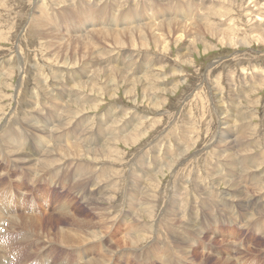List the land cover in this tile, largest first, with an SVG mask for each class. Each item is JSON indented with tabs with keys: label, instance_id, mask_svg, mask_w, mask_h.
<instances>
[{
	"label": "rangeland",
	"instance_id": "rangeland-1",
	"mask_svg": "<svg viewBox=\"0 0 264 264\" xmlns=\"http://www.w3.org/2000/svg\"><path fill=\"white\" fill-rule=\"evenodd\" d=\"M116 2H118L116 5L120 7H118L119 11H115L116 6L108 18L104 11H112L111 5ZM177 2L182 6L189 4V8L181 9V12L174 10V12L173 8L163 6L178 5ZM155 9L156 14L163 17L173 12L175 14L172 15L179 13L176 19L182 11L189 10V17L191 19L192 16L193 19L191 24L200 23L196 29L192 30L189 21L183 20V24L182 22V25L179 24L180 30L175 25L170 34L166 32L161 35V31L157 32L160 36L158 42L148 35L145 36L143 44L137 38L133 43L125 44L104 42L109 55L100 60V64L110 63L109 65L119 66L125 69L126 73H130L136 68H145L152 63L149 65L146 79L142 82L123 83L119 82L115 76L110 78L103 76L102 72L113 70L96 68L98 45L92 44V47L82 49L73 43L75 38H81L80 30L86 31L85 25L92 15L96 16L99 23H111L114 13L117 12L119 17H127L131 20L129 23L136 24L138 20L152 21V17L157 16L154 13ZM67 10L68 12L65 13ZM45 17L58 20L59 24L54 26L48 23L41 29L39 20H44ZM62 17L64 19L60 20ZM210 24L214 28L218 24L219 27L228 29L230 33L223 34L221 31L216 33L213 28L207 29L206 26L212 27ZM257 27L260 30L253 31ZM106 28L119 27L109 24ZM96 39L97 36L93 41ZM0 74V123L2 130L4 129L2 146V130H0V182L5 178L13 180L19 174L34 179L44 178L50 172L56 174L59 169H65L64 161L60 160L51 165L50 169L44 170L47 175H42L35 169L37 174L39 173L36 177L31 173L33 169L23 160L18 159L22 155L19 151H25L34 156L37 154L47 156L52 151L53 145L59 144L56 141H46V134L42 127L45 120L41 118L38 110L30 117L26 115L32 111L29 105L31 96L47 100L55 94V96L62 95V98L65 95H71L73 100L82 101L80 103L84 102L83 104H89L85 103L90 102L89 98L95 99L91 107L85 105L80 109L72 104L73 112L79 114L66 117L64 130L71 123L69 127L71 133L84 130L83 142L88 137L94 138L96 141L90 146L100 143L101 147L109 142L106 147L114 150L110 159L108 157L106 159V156L101 154L97 162L114 163L117 169L116 174L111 170L109 174L114 175L112 177L116 183L104 194L86 201L88 205L76 195L74 197H68V193L64 195V191L58 190L59 186L54 183L51 189L49 188L51 191L47 193L44 192L43 185H47L48 182L43 180L37 183L36 193L50 198L48 208L43 204L46 198L42 197L38 198V204L35 205L37 210L33 214L40 219L41 233H52L56 220L62 224L70 221L69 217L60 215L64 206L69 209V212L75 213L80 224H96V212L99 210L101 212L104 208L115 212L117 217L112 225L115 229L108 230L101 239L92 240L77 247L58 243L46 245L44 251L50 255V262L60 263L62 260L58 258V255L65 253L69 257V264H87L89 257L104 256H112L111 264H157L139 261L137 255L140 256L149 245L163 239L190 238L194 241L195 249H188L192 252L189 260L194 264H200L197 262L203 258L204 264H219L226 256H230V248L235 246L233 251H238L234 254L235 260L239 258L243 264H264V214H261L264 211V0H0ZM132 78H137V74H133ZM105 85L109 90L104 89ZM59 105L60 103H55L51 109L46 107L49 109L46 115L50 116ZM109 111L110 114H108ZM91 114L94 115L92 123L90 119L84 120L83 124L81 120L73 122L74 117L81 119V115ZM27 118H30V122ZM26 120L29 124L38 126L39 129L28 125ZM90 123L88 128H83L82 125ZM9 125L12 128L7 127ZM27 125L29 134L37 133L40 138L37 140L35 137L36 145L32 143L33 147L28 142L29 147L25 149L23 146L13 148L18 151V154L10 156L6 146L10 147L11 142L14 144L13 139L30 138L24 131ZM100 126L102 129L99 128ZM136 127L142 134L135 143H132L134 138L128 140L126 144L123 143L121 140L129 133V129ZM221 129L227 131L228 136H234L236 140L234 147L237 148L240 144L244 151H239V157L241 159L246 157L248 164L239 163L234 167L228 165L226 160L230 155L225 154L226 149H219L216 144ZM117 139L120 141L114 142ZM64 145L66 146V143H63V148H65ZM42 146L45 148H41ZM183 148L187 150L186 155L178 156ZM154 149H157V153H153ZM58 151L60 152L59 149ZM139 154L148 156L145 162L153 163L154 173L148 171L146 174L142 173ZM164 154L175 158L178 156V162L174 163L177 164L171 166L162 164L163 166L158 168L157 160H161ZM64 157L61 155V158ZM254 160L259 163L255 164ZM254 164L255 168H249V165ZM2 165H9V169L3 168ZM219 166L221 169L217 168ZM247 167L249 169H245ZM130 169H134V172L137 170L139 174ZM82 171L83 167L76 175L81 176ZM65 176L66 173L62 172L59 175L60 187L65 181ZM143 177L146 181H142ZM132 179L136 181L134 185L131 182ZM88 181L90 180L83 177L74 182L71 188H74L77 193L82 192ZM68 182H73V178L69 177ZM19 188L21 191L22 185ZM27 189H31V185L25 183L24 190ZM126 192L129 196L125 197ZM29 194L22 196L23 206L26 205V200L29 206L34 204L32 201L35 197ZM103 196L107 197L100 199L97 203L101 209H93L94 200ZM129 203L130 207L127 206ZM51 207L53 218L48 216ZM142 208L152 210L153 216L139 215L140 213L136 215ZM173 209H193L195 213L193 220L189 223L181 221L180 227L184 228L185 233L176 236L161 233L164 231V216ZM125 211H129L130 220L124 222L122 226L120 218ZM248 213H251L248 222L240 227L241 223L237 220ZM33 214L17 210L15 216ZM110 220H113V217ZM177 222H180L179 217ZM148 224L155 225L152 233L144 229L143 240L135 245L123 247L125 244L123 237L126 234L128 236L137 234L129 232L131 227L136 229ZM3 226L4 230L8 228V221H5ZM48 228H50L49 231L45 232ZM92 228L96 231L103 229L102 225L98 228L93 225ZM257 228L263 229L261 235H258L261 231H256ZM5 233L0 235L1 240L10 236V233L8 235ZM56 241L59 240L56 239ZM20 242L22 247L16 248V251L21 252L22 255L17 262L20 260L27 261V264L37 262L36 255H40L42 244L36 243V240ZM93 243L95 250H93ZM12 247L15 245L12 244ZM71 250L73 254L68 256ZM209 251H212V254H208ZM214 251L224 255H216ZM200 253L204 256L199 257ZM33 257L35 259H32ZM253 260L256 263H253ZM228 264H234L232 258Z\"/></svg>",
	"mask_w": 264,
	"mask_h": 264
},
{
	"label": "bare ground",
	"instance_id": "bare-ground-1",
	"mask_svg": "<svg viewBox=\"0 0 264 264\" xmlns=\"http://www.w3.org/2000/svg\"><path fill=\"white\" fill-rule=\"evenodd\" d=\"M177 3H178V5L177 4H169V5H163L162 4V5L173 8V11L174 10H178L180 12H181V9L189 8V4H187V3L184 6L180 5L179 2H177ZM116 4H118V2H116V3L111 5L112 11H109V12L104 11L105 13H107L108 18H110V16L112 15L115 7L117 6ZM118 7L119 6H117V9L115 10L117 12L119 11ZM253 10H251V12H254ZM67 12H68V10L65 11V13H67ZM117 12L114 13V17H113L111 23H107V22L99 23L97 21V19H96V16L92 15L91 19L85 25L86 26V31L84 32V29L80 30L79 31L80 34L82 33L81 34L82 35L81 38H78V39L75 38L73 43L77 44L82 49L87 48L88 46L92 47V44L98 45L97 52H96L97 56H96V59H95V62H98L96 64V68L97 69H102V70H113L111 72L104 71V72H102V75L107 77V78L115 76L119 82H123V83L132 82V81L135 83V82H142L143 80H145L146 76H147V71L149 70L148 68L150 67L149 65H151L152 63L150 62L151 64H148V66L145 67V68H136L135 71H133L132 70L133 68H132V69H130V71L132 70L133 72L131 71L130 73H126L125 69H122L119 66L109 65L110 63L107 64V65L106 64H100L99 63L100 60L106 58L109 55V54H107L108 52H107V49L105 48L106 44L104 45V42L110 41V43L112 42L114 44H125V43H133L134 39L137 38L143 44L145 42L144 39H145L146 35L151 36V39H154L156 42H158L160 36L158 35L157 32L161 31L160 32L161 35H163L166 32H169V34H170L172 32L173 27L175 25H177L178 26V30H180L179 24H181V22L183 24V20L184 21L185 20L189 21V26L192 27L191 28L192 30L196 29L197 25L200 23V22H194L193 24H191L192 23L191 22L192 16H191V19H190L189 10L188 11H182V13L178 16V19H176L177 15L179 13L178 14L176 13L177 15H172V14H175L174 13L175 11L171 15H166V17H163L161 15L156 14V9H155L154 13L157 16L155 18L152 17V19H153L152 21H149V22H147V21L144 22L143 21V22H141L140 20H138L136 22V24L129 23L131 20H128L127 17H119L117 15L118 14ZM50 16L53 18L52 15H50ZM151 16H153V14ZM48 17H45L44 20H39L40 21L39 26L41 27V29L44 28L43 25L48 24V23L50 25L53 24L54 26L59 24L58 20H51V19H48ZM63 19L64 18L62 17L60 20H63ZM127 23H129V24H127ZM109 24H111L113 26H118L119 28H115V29L106 28ZM122 24H124V26H122ZM259 25L260 24H258V26ZM100 26H102V27H100ZM211 26L212 27H207L206 26V28L207 29L208 28H210V29L213 28V29L216 30V33L218 31L223 32V34L224 33H230L228 31V29H226L224 27H219L218 24H217V26H215V28H214L213 25H211ZM259 30L260 29L258 27L253 29V31H256V32L259 31ZM211 31H213V30H211ZM85 33H87V34H85ZM94 33H95V36H94ZM51 36H53V35H51ZM96 36H97L96 41H93L94 37H96ZM42 39H43V37H42ZM68 45H69V42H68ZM92 50H93V48L91 49V51ZM60 51H62V50H60ZM73 53H74V51H73ZM85 54H87V53H85ZM74 58H75V56H74ZM77 58H78V56H77ZM72 63H73V61H72ZM127 67H130V66L127 65ZM133 74H137V78H132ZM109 82H111V81H109ZM0 83H1V74H0ZM95 83H94V85H95ZM92 84H93V82H92ZM102 84H103V82H102ZM144 85H145V83H144ZM57 86H58V84H57ZM117 86H118V84H117ZM46 88H47V86H46ZM98 88H100V87H98ZM174 88H176V87L174 86ZM104 89L105 90H109L107 85H105ZM49 90H51V89H49ZM63 90H65V89H63ZM117 91H118V89H117ZM117 91H115V92H117ZM123 91H125V90H123ZM47 92H48V89H47ZM52 92H53V90H52ZM69 92H71V91H69ZM103 92H104V90H103ZM129 92H130V90H129ZM55 93H57V92H55ZM35 94L36 93L34 92V95ZM99 94H101V93L99 92ZM55 95L52 96V97H48L47 100L39 98L37 96H31V102L29 103V105L32 108V111H30L26 115H28V117H30V115L32 113H34V112H36L38 110L41 118H43L45 120V124L42 127H43V131L46 134L45 135L46 141H48V140L49 141H56L59 144L58 145H53L52 151L49 152L47 156H45V155L43 156L41 154H37L36 156H34V155H32V154H30L28 152H25V151H21L20 152L19 151V154L22 153V155L18 159L23 160L26 165L30 166L33 169V171L31 173H33L36 177H37V175L39 173L37 174L35 169H37L39 172H41L42 175H47V174H45L44 170L50 169L51 165L56 164L60 160L64 161L63 167L65 169H63V170L59 169L58 173H56V174L53 173V172H50L49 175L45 176L44 178L37 177L36 179H34V178H31V177H27V176H23V175L19 174V175L14 177V178H16L15 181H14V178H13V180L12 179L11 180H6V178H5V180L0 182V203H1L0 204V229L4 228V226H3L4 222L8 221L9 227L6 228L4 231L6 232L5 234H7V235H8V233H10L9 237L7 236L6 238H3L2 240L0 239V264H27L26 263L27 261L23 262L22 260H20L19 262H17V259L22 255V253L16 251V248L22 247L21 246V242H20L22 240H33V241L36 240V243L40 242L42 244L41 245L42 246L41 247V252H40L41 256L38 255V254L36 255L38 260H37V262H34V264H69L68 263V258L69 257H67L65 253H61L60 255H58V258L60 260H62V261H60V263L50 262L51 261L50 255L46 254L45 251H44L45 246L48 245V244L58 243V244L67 245V246H70V247H77V246H80V245H82L84 243H88V242H90L92 240L101 239L107 233L108 230L111 231L115 227V226H112V225H113V222L115 220H117L116 213L115 212L113 213V212L109 211V209H106V208L101 209V208H99V206H97V203L99 202V200L100 199H104V197H107L109 195L108 194L107 196H103L101 198L95 199L94 202H93V207H94L93 209H101V212H100V210L96 212V214H97L96 224H87V223L80 224L78 222L76 216H75V213L74 212H69V209H67L66 206H64L62 212L60 213V215L69 217L70 221L67 222V223L62 224L61 222H58V220H56L57 223L55 224L52 233H47V234L41 233L42 232V228H41L40 219H38L36 217V214H33L37 210V209H35V205L38 204V198L42 197V198H46V201H45V199L43 200V204H45L46 207L48 208V207H50V198H48V196L36 193V191H38L37 183L43 182V180L45 182H48V184L45 185V186L42 184L43 188H44V192H46V193L51 191V190H49V188L54 183V185L59 186L60 189H58V190L64 191L63 192L64 195L67 194V193L69 194L68 197H74V195H76V196H78V198L81 199L82 202H85V203H86V201H89L91 199L97 198V197H99V195L104 194L105 191L107 192L116 183V181H114L113 177H112L114 175L110 176V174H109L110 170L113 171L114 173L117 170L115 165H114V163H112L110 161H107V162H99L98 161L97 162V160L100 158L101 154L103 156H106L105 157L106 159H107V157H108V159H110L111 155H113V152H114L113 148L106 147L109 144V142H108V144H104L101 147H100V143L97 144V145H94V146H90L93 142L96 141V139L88 137V139L83 142L82 139H83L84 130H81V131H78L77 133H74V136H73V134L71 133V131L69 129V127L71 126V123H69L67 125V129L64 130V126H65L63 124L64 116L70 117V116H75V115L79 114L77 112H73V108L71 107V105L74 104V105L80 107V109L83 106H85V105H89L91 107V105L94 104L95 99L89 98L90 102H85V103H89V104H83L84 102L80 103L82 101H76L75 99L73 100L71 95H69V96L65 95V97H63V98H62V95H60V96H55ZM81 98H82V96L79 97V100H81ZM0 99H1V97H0ZM157 101L159 102V100H157ZM55 103H60L59 107L57 108L56 111L51 113L50 116H47L46 115V111L51 109L52 105L55 104ZM46 107H48L49 109H47ZM0 109H1V106H0ZM75 109L76 110H80V109H77V108H75ZM110 111L108 112V114H110ZM123 111H124V109H123ZM80 118L81 119H77V118L74 117L73 122L81 120V122L83 124L84 120L90 119V122L92 123L93 120H94V115H92V114L88 115V116L87 115L86 116H82L81 115ZM29 119H28V121H29ZM0 120H1V117H0ZM28 121H27L28 125L39 129L38 126L33 125L31 123L29 124ZM91 123L89 125H82V126L85 129V128H88L91 125ZM112 123H114V121H112ZM28 125H27V127H25L24 131L30 137L29 139L24 137V138H20V139L17 140L15 138V139H13L14 144L11 142L10 143V147L6 146L7 153L10 156L13 157V156H16V154H18V151L14 150L13 148H17V147L23 146V148L25 149L26 147H29L28 142L31 144V147H33L34 144L36 145L35 137H37V140H38L40 138V136L37 133H35L34 135L29 134ZM7 127L12 128L10 125L7 126ZM137 127L135 129H129V133L126 136H124L121 141L126 144V143H128V140L134 138L135 140H132V143L133 142L135 143L137 138H139V136L142 134V133H140L137 130ZM99 128L102 129L101 126ZM13 129H16V127H13ZM223 129L220 130L221 132L218 135V139L216 141V144H217V147L219 149H222V148L226 149V151L224 152L225 154H229L230 155L229 159L226 160L228 162V165H231L232 167H234V166H237L239 163L240 164H248L249 162H248V160H246V157H244L243 159H241L239 157V153L241 151H244L239 146L240 144L237 145V148H235L234 145H236V140H235L234 136H231V135L228 136L227 135L228 132L224 131ZM0 130H2L1 123H0ZM3 133H4V129L2 130V134H1V146H2V143H3V139H2ZM99 134H101V133L99 132ZM225 136H227V138L224 139ZM70 138H72V139H70ZM106 138H108V137H106ZM97 140H99L98 136H97ZM247 140H249V139H247ZM118 141H120V140L119 139L114 140V142H118ZM32 143H34V144H32ZM63 143H66V146L64 145L65 148H63ZM129 143H131V142H129ZM15 145H16V147H15ZM242 146H244V145H242ZM43 147L45 148V146H42L41 148H43ZM102 147H104V148H102ZM58 149L60 150V152L58 151ZM0 151H1V149H0ZM152 151L154 153V152L157 151V149H154ZM186 151L187 150L185 148H183L182 149V153L180 155H178V156L186 155L185 154ZM224 153H223V155H224ZM245 153H246V151H245ZM61 155L65 156V157L61 158ZM6 156L9 157L7 154H6ZM153 156H154V154H153ZM178 156H176V158L173 157V156L169 157V155L168 156L167 155L162 156L161 160H157V162H159L158 163L159 164L158 168L162 167L164 164H168V165L171 166L176 161L178 162V160H177V159H179ZM83 157H88L90 159L86 160ZM147 157H144V155L140 157V159H141L140 166H141V168H143V172H142L143 174H146V171H148L149 173L150 172L151 173L155 172V170H153L154 168L152 167L153 163L152 162H145V159ZM167 157H169V158H167ZM224 158H226V157H224ZM68 160H70V161H68ZM138 161H140V160H138ZM256 162H258V161L256 160L255 164H256ZM144 163H146V164L144 165ZM135 164H137V163L135 162ZM176 164H174V165H176ZM255 164L254 165H249L250 166L249 168H255ZM260 164H261V162H260ZM137 165H139V164H137ZM20 166H21V164H20ZM82 167H83L82 175L81 176H77L76 174L81 171ZM256 167H257V165H256ZM3 168L8 170L9 169V165H5V166H3ZM217 168H220V166L217 167ZM222 168L224 169V167H222ZM249 168L247 167L245 169H249ZM245 169L244 170L242 169V170L243 171H247ZM130 171L134 172V169L133 170L130 169ZM141 171H142V169H141ZM217 171H218V169H217ZM61 172L62 173H66V176H65V181L62 183V185L60 187L59 175H60ZM135 172H136L137 175L139 174V173H137L138 172L137 170H135ZM225 172H227V171H225ZM129 174H131V173H129ZM21 177H22V179H18V178H21ZM69 177L71 179L73 178V182H68V178ZM83 177L85 179H89L90 181H88V183L85 184V187H84L82 192H78L77 193V192H75L74 188H71V186H72V184L74 182H77L79 179H82ZM131 178H133L132 174H131ZM144 180H145V178L143 177L142 181H144ZM217 180H219V179H217ZM258 180L262 181V179H258ZM131 182L134 185L136 181L134 179H132ZM25 183H28V185H31V189L24 190ZM20 185H22L21 191H20V188H19ZM235 186L237 187V190H239L238 184H236V182H235ZM260 189H262V188H260ZM53 192H56V190H53ZM24 194L25 195L29 194V196H32L31 194L34 195L35 198L32 201V202H34V204L32 206L28 205V200H26V205L25 206L22 205V202H23L22 201V196ZM91 194L92 195H96V196L92 197V196H90ZM183 194H184V192H183ZM80 195H82V196H80ZM126 195L129 196V193L126 192L125 193V197H126ZM246 198H248V197H246ZM14 200L16 201V203H12V202H14ZM146 200H144V202ZM86 204L88 205V203H86ZM183 205H184V203H183ZM127 206L130 207V203ZM40 207H41V205H40ZM41 208H43V207H41ZM59 208L60 207H58V209ZM17 210H21V211H23V213H27L28 212V213H31L33 215L16 217L15 215L17 213ZM249 210L251 211L252 209H249ZM64 211H67L66 213H68V214L64 213ZM128 212L129 211H125L124 214L120 218V223H121L122 226L124 225L123 224L124 222L126 223L128 220H130L129 217H128ZM132 214H134L133 211H132ZM138 214L139 215H141V214L142 215L143 214L144 215L150 214L149 216H151V215L153 216L154 213H153L152 210H148V209H143L142 208V209H139L137 211L136 215H138ZM250 214L251 213H248L243 218L237 220V222L241 223L240 227L244 226L248 222ZM261 214H264V211L261 212ZM44 215H45V213H44ZM52 215H53V210H52V207H51V209L49 210L48 216L53 218ZM194 216H195V213H194L193 209L192 210L191 209H173V210H171L170 212H168L164 216V219H163V221H164L163 222L164 231H162L161 233H165V234L173 235V236L185 233L184 228L180 227L182 225V222L189 223L190 221L193 220ZM111 217H113V220H110ZM178 217H179V221L180 222H177V218ZM78 218H80V217H78ZM93 225H95L96 228H98V227H100L102 225L103 229H100L99 231H96L95 229L92 228ZM217 225L218 224L215 225L216 228H218ZM154 226H155L154 224H148V225L140 226L139 228H136V229L134 227H131L129 229V232H136L137 234H133V235H129V236L126 234L123 237V240L125 242L123 247L129 246V245L131 246V245H135L136 243H139L141 240H143L142 238H143L144 234H143L142 231L145 229L148 232L152 233L153 230H154ZM49 229L50 228H48L45 232L49 231ZM155 230H157V229H155ZM15 231H17V234H15ZM256 231H261L260 234H258V235H261L263 233V229L262 228H257ZM13 234H15V235H13ZM53 236H55V238ZM56 239H58L59 241H56ZM16 240H20V241H16ZM12 244H14L15 247H12ZM232 245H233V243H232ZM234 246H235V244H234ZM189 248L190 249H192V248L195 249L194 241L192 239H190V238H178V239H175V240L163 239V240L157 241L154 244L149 245L148 248L143 251L144 253L141 254L140 256L137 255V257H138L139 261L156 262L157 264H194L192 261L189 260V258H191V254H192V252L188 250ZM234 248H236V246ZM234 248H230V251H229V255L232 256V257L226 256L222 261L219 262V264H228V263H230L231 258L233 259V263L234 264H243L242 261L239 258H237V260L234 259V258H236V256L234 254L238 253V251H236V252L233 251ZM93 250H95L94 243H93ZM84 252H89V251L84 250ZM111 252H113V249H111ZM207 253L208 254L209 253L212 254V251H209ZM213 253L216 254V255H224V253L220 254V253H218L216 251H214ZM72 254L73 253H72V250H71V252L68 254V256H71ZM201 256H204V255H202V253H200L199 257H201ZM242 257L244 258V256H242ZM32 259H35V257H33ZM128 260L131 262V260L129 258H128ZM111 261H112V256L89 257L88 260H87V264H111ZM197 263L204 264V258L201 261L197 262ZM253 263H256L255 260H253Z\"/></svg>",
	"mask_w": 264,
	"mask_h": 264
},
{
	"label": "crops",
	"instance_id": "crops-1",
	"mask_svg": "<svg viewBox=\"0 0 264 264\" xmlns=\"http://www.w3.org/2000/svg\"><path fill=\"white\" fill-rule=\"evenodd\" d=\"M65 119H66V116H64L63 124H64ZM74 133H77V132H74ZM74 133H72V134H74ZM94 163H95V162H94ZM249 167H250V166H249Z\"/></svg>",
	"mask_w": 264,
	"mask_h": 264
}]
</instances>
